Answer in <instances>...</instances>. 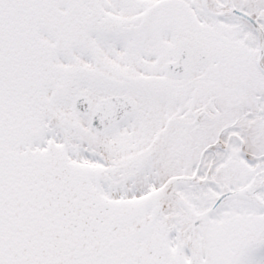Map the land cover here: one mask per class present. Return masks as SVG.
<instances>
[{
  "label": "snow or ice",
  "instance_id": "1",
  "mask_svg": "<svg viewBox=\"0 0 264 264\" xmlns=\"http://www.w3.org/2000/svg\"><path fill=\"white\" fill-rule=\"evenodd\" d=\"M0 264H264V0H0Z\"/></svg>",
  "mask_w": 264,
  "mask_h": 264
}]
</instances>
